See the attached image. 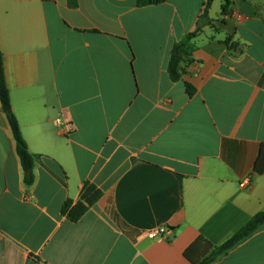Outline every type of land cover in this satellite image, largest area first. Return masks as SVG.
<instances>
[{
    "label": "crops",
    "instance_id": "0c3cea01",
    "mask_svg": "<svg viewBox=\"0 0 264 264\" xmlns=\"http://www.w3.org/2000/svg\"><path fill=\"white\" fill-rule=\"evenodd\" d=\"M206 1L0 0L34 155L28 183L0 101V264H191L199 236L221 243L264 210V0L204 16ZM198 29L172 80L175 44ZM86 182L103 195L72 221ZM158 226L168 239L147 236ZM212 264H264V225Z\"/></svg>",
    "mask_w": 264,
    "mask_h": 264
},
{
    "label": "trees",
    "instance_id": "16d2710c",
    "mask_svg": "<svg viewBox=\"0 0 264 264\" xmlns=\"http://www.w3.org/2000/svg\"><path fill=\"white\" fill-rule=\"evenodd\" d=\"M165 0H138V5L158 4ZM214 0H207L204 6V16H208L209 9ZM69 5L75 7L78 5V0H68ZM228 3L223 5V12H227ZM201 27L199 26V29ZM190 32L185 39L175 44L171 58L169 60L168 72L172 80H179L182 77V62L188 48L191 47V40L197 35V32ZM189 94L193 93L192 86L188 84ZM0 101L2 108L7 115L8 122L11 126L13 136L16 141V150L21 159L23 168L30 171L26 175V181L32 183L34 179V155L30 152L28 144L23 137L18 119L13 112L10 90L6 80L5 64L3 52L0 46ZM254 172L261 175L264 173V144H262L259 154L254 163ZM103 195V191L91 183H84L81 197L78 202L73 204L72 201H67L64 206V211L72 221L79 220L90 206L95 204ZM264 225V210L258 211L250 220L237 232L229 236L223 242L214 244L204 236H199L184 252L185 257L191 264H212L228 253L239 242L249 237L252 233Z\"/></svg>",
    "mask_w": 264,
    "mask_h": 264
},
{
    "label": "built area",
    "instance_id": "2783aa9c",
    "mask_svg": "<svg viewBox=\"0 0 264 264\" xmlns=\"http://www.w3.org/2000/svg\"><path fill=\"white\" fill-rule=\"evenodd\" d=\"M58 123H61V120H58ZM250 178H246L241 184L244 186L249 183ZM170 229L167 226H158L147 232V236L151 239H168L170 234Z\"/></svg>",
    "mask_w": 264,
    "mask_h": 264
},
{
    "label": "water",
    "instance_id": "95a60500",
    "mask_svg": "<svg viewBox=\"0 0 264 264\" xmlns=\"http://www.w3.org/2000/svg\"><path fill=\"white\" fill-rule=\"evenodd\" d=\"M27 173L29 174V173H30V171H27Z\"/></svg>",
    "mask_w": 264,
    "mask_h": 264
}]
</instances>
